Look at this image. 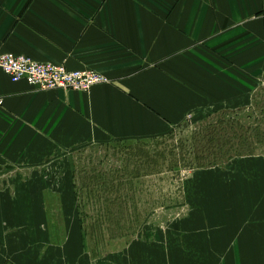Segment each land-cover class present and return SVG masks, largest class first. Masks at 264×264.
Wrapping results in <instances>:
<instances>
[{
    "label": "crops",
    "instance_id": "crops-1",
    "mask_svg": "<svg viewBox=\"0 0 264 264\" xmlns=\"http://www.w3.org/2000/svg\"><path fill=\"white\" fill-rule=\"evenodd\" d=\"M0 52L93 70L109 81L89 93L41 92L0 71V136L19 144L46 138L35 142L71 150L155 138L201 105L239 108L259 94L264 0H0ZM252 160L235 181H211L222 191L236 184L235 222L221 203L219 223L173 225L166 239L159 233L103 256L86 246L68 203L55 209L56 237L43 201L70 200L52 187L68 179L56 181L43 163L30 171L40 197L30 181L20 192L0 191V199L16 201L3 208L0 264H264V158Z\"/></svg>",
    "mask_w": 264,
    "mask_h": 264
},
{
    "label": "rangeland",
    "instance_id": "rangeland-1",
    "mask_svg": "<svg viewBox=\"0 0 264 264\" xmlns=\"http://www.w3.org/2000/svg\"><path fill=\"white\" fill-rule=\"evenodd\" d=\"M43 140L46 138L35 139ZM49 140L36 143L24 137L19 144L17 137L0 136L4 165L0 191L20 192L22 181H30L28 186L40 197L34 183L37 174L30 171L46 163L44 173L54 171L58 182L68 179L52 187L70 200L50 197L43 201L51 208L47 223L54 225L56 237L61 234V222L55 209L68 203L77 209L81 237L89 250L100 256L122 252L124 246L155 239L159 233L166 239L173 225L219 223L221 203L227 222H235L236 201L230 202V194L236 184L228 183L222 191L211 181L217 177L235 181L243 165L249 170L252 159L264 158V86L251 102L246 100L239 108L225 103L201 105L189 117L174 121L159 137L72 150ZM65 162L67 173L62 169ZM215 201L220 206L215 207ZM14 202L0 199V224L5 220L3 208ZM40 202L36 201V207ZM214 209H218L215 214Z\"/></svg>",
    "mask_w": 264,
    "mask_h": 264
},
{
    "label": "built area",
    "instance_id": "built-area-1",
    "mask_svg": "<svg viewBox=\"0 0 264 264\" xmlns=\"http://www.w3.org/2000/svg\"><path fill=\"white\" fill-rule=\"evenodd\" d=\"M0 71L12 83L25 82L41 92L62 90L89 93L93 87L109 82L93 70L67 71L63 65L40 63L24 55L1 52Z\"/></svg>",
    "mask_w": 264,
    "mask_h": 264
}]
</instances>
